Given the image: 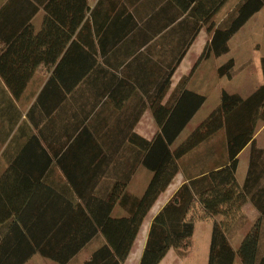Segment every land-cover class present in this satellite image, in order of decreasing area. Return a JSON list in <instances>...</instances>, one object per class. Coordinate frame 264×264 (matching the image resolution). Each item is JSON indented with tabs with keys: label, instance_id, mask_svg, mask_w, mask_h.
Segmentation results:
<instances>
[{
	"label": "crops",
	"instance_id": "0c3cea01",
	"mask_svg": "<svg viewBox=\"0 0 264 264\" xmlns=\"http://www.w3.org/2000/svg\"><path fill=\"white\" fill-rule=\"evenodd\" d=\"M229 2L221 3L213 15L214 0H88V15L77 22L69 40V19L62 16L59 21L54 19L48 14L47 2L0 0V264L7 260L10 251L21 246V238L35 220L40 194L44 196L43 208L49 206L44 212L47 217H59L68 200L77 206L81 203L62 170L67 166L63 157L70 145V135L76 136L87 124L97 137L110 139L105 150L121 153L111 163L110 176L104 178L111 187L125 178L134 165L132 148L126 143L118 146L119 141L133 132L153 138L160 130L155 114L158 105L175 104L184 90L204 95L203 106L209 104L207 88L211 82L201 75L206 69H201L204 65L199 62L212 55L203 56L214 31L229 14L218 21L215 18ZM73 39H76L75 66L71 59L62 69L83 72V55L89 52L94 62L91 76L77 82L69 92L66 81L54 74L56 66L47 63V57L55 51L61 59L68 54ZM199 75L204 78L202 91L196 88ZM23 81L26 89L16 96L11 87L21 86ZM222 92L223 89L219 104ZM248 146L239 154L236 176L240 184L248 171V166H244L246 169L240 176L241 156ZM83 162L77 166H89ZM97 163L92 162L91 166ZM139 175L143 177L134 190L133 182ZM151 178L152 172L139 164L131 175L127 192L141 196ZM186 181L185 171L179 170L160 194L124 264H140L153 218ZM246 206L256 209L251 202L243 208ZM127 215L125 206L117 203L112 216ZM241 226L227 228L236 251L244 236L239 239L233 233L242 231ZM30 242L34 244L30 237L24 240V244ZM106 243L99 232L69 264H85ZM194 245L195 239L187 255L171 248L159 264H191L188 260L195 256ZM209 255L210 246L196 264H208ZM11 258L17 261L19 255L11 253ZM46 259L54 261L34 252L23 264H37ZM235 264H242L239 255Z\"/></svg>",
	"mask_w": 264,
	"mask_h": 264
},
{
	"label": "trees",
	"instance_id": "16d2710c",
	"mask_svg": "<svg viewBox=\"0 0 264 264\" xmlns=\"http://www.w3.org/2000/svg\"><path fill=\"white\" fill-rule=\"evenodd\" d=\"M37 1L47 2L45 6L48 14L54 19L59 21L61 16L69 19V40L76 30L77 22L87 17L90 10L88 0ZM225 1L214 0L216 6L213 15ZM263 7L264 0H241L214 31L212 41L203 56L226 54L231 38ZM75 47L76 39H73L68 54L63 55L61 59L55 51L51 57H47V63L51 62L56 66L54 74L61 81H66L69 92L77 82L91 76L94 62V57L89 52L83 55V72L77 73L74 69L65 72L62 66L67 60L69 63L73 59L75 66ZM234 65V60L230 59L218 68V74L230 77ZM262 68L264 74V57ZM24 82L26 81H23L21 86L11 87L16 96L25 91ZM205 100L204 95L184 90L175 104L156 107V123L160 130L153 138L147 139L135 132L125 135L118 146L126 143L132 148L134 165L125 178L115 181L111 187L109 181L104 178L110 176L111 163L121 153L105 150V145L110 143V139L97 137L87 124L76 136L70 135V145L63 157L67 166L62 170L81 203L77 206L68 200L59 217H47L44 212L49 206L43 208L44 196L40 194L37 198L40 206L35 220L29 230L25 223L28 231L21 238V246L10 251L3 264H23L34 252L58 264H69L99 232L105 236L107 243L96 250L85 264H124L145 217L160 194L182 169L188 181L179 187L153 218L140 264H159L171 248L177 249L181 254H187L194 242L197 219L195 212L200 213L201 219L224 217L221 222L213 223L208 264H235L237 255L240 256L242 264H264V249L261 251L264 221V149L255 146L254 138L258 121H264V82L245 98L237 93L223 91L220 105L184 141L172 149V145ZM222 131L225 146L219 157L201 164L183 162L189 152ZM249 144V167L243 184H240L236 176L239 154ZM81 161L89 166H77ZM96 161L98 163L94 167L91 166V163ZM139 164L152 172V178L143 194L135 196L126 189ZM100 186L102 189L98 190ZM98 192L100 194H97ZM247 202H251L260 212V217L236 251L227 235V228ZM117 203L125 206L127 216H112ZM23 220L26 221L27 216H24ZM29 237L34 244H24V240ZM11 253L19 255V259L11 261Z\"/></svg>",
	"mask_w": 264,
	"mask_h": 264
},
{
	"label": "rangeland",
	"instance_id": "374dc122",
	"mask_svg": "<svg viewBox=\"0 0 264 264\" xmlns=\"http://www.w3.org/2000/svg\"><path fill=\"white\" fill-rule=\"evenodd\" d=\"M241 0H230L228 6L223 9V12H220L215 21H218L225 17V14H231L235 10L236 6ZM218 19V20H216ZM264 57V7L257 12L249 21L231 38L229 41V51L226 54L221 56L211 55L210 57H204L200 60L199 65H204L201 69H206L203 76H206V81L211 82V87L207 88V91L210 93L209 104L203 106L200 114L189 123L187 129L179 136L177 141L172 145V149H175L182 141H184L192 131L198 127L204 120H206L211 114V108L216 109V106H219V95L223 89L228 93H237L242 97H248L253 92H255L264 82V74L262 68V58ZM230 59L234 60V67L231 71V76H220L218 74V68L225 64ZM202 76H197V87L201 91L204 89V78L200 79ZM208 82V83H209ZM195 83V82H194ZM200 86V87H198ZM225 89V90H224ZM152 132L150 131V135ZM255 146L257 148L264 149V121H258L256 132H255ZM225 137L224 133L219 132L214 135L212 138L202 143L194 150L189 152L183 159L184 163L189 164H201L207 162V160L214 157H219L223 152L225 146ZM251 152V144H249L246 151L241 156V165H240V176L242 171H244V166L249 167V159ZM182 162V159H181ZM142 176H138L133 182V189L136 190L140 184L138 183L139 179ZM196 214V231L194 234L195 248L192 255H195L193 258L188 260L193 263H197L201 255L205 254L209 250L212 225L214 221L221 222L224 220L223 216H216L211 218L201 219L199 217L200 213L195 212ZM260 217V212L254 209L251 206L242 207L237 216L229 223V226L232 225H242V231L237 234V238L243 240L248 232L256 225ZM264 225V221L262 223ZM263 238L261 245L264 246V230L262 232ZM242 240V242H243ZM241 242V243H242ZM241 246V245H240ZM239 246V248H240ZM262 248V246H261ZM175 249V248H174ZM192 249V247H191ZM189 249V252L191 251ZM177 250V249H176ZM187 253V254H188ZM185 254V255H187ZM184 255V254H181ZM37 264H57L54 261L44 260L38 262Z\"/></svg>",
	"mask_w": 264,
	"mask_h": 264
}]
</instances>
